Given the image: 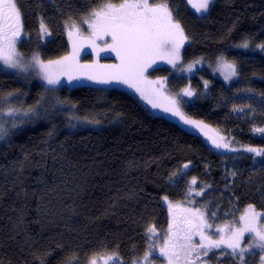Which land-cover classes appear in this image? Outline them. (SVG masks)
<instances>
[{"label":"trees","instance_id":"obj_1","mask_svg":"<svg viewBox=\"0 0 264 264\" xmlns=\"http://www.w3.org/2000/svg\"><path fill=\"white\" fill-rule=\"evenodd\" d=\"M169 1L189 38L184 62L226 57L238 63L233 84L212 79L208 92L184 110L240 147L221 151L155 114L132 92L87 79V70L70 82L62 76L53 93L34 71L0 67L6 130L0 139V264H86L103 254L133 264L149 251L150 226L155 236H168L170 226L196 210L213 225L236 224L249 208L264 220V156L246 150L264 148V135L255 131L264 126V0H215L204 16L185 0ZM105 2L18 0L20 50L26 59L70 56L68 24ZM41 19L51 36L41 38ZM75 44L81 65L120 63L113 52L97 55L86 42ZM246 93L262 104L249 102ZM239 106L254 111L242 115L234 110ZM9 108L35 112L9 117Z\"/></svg>","mask_w":264,"mask_h":264},{"label":"snow or ice","instance_id":"obj_2","mask_svg":"<svg viewBox=\"0 0 264 264\" xmlns=\"http://www.w3.org/2000/svg\"><path fill=\"white\" fill-rule=\"evenodd\" d=\"M196 12L205 13L209 5L214 0H186ZM23 13L19 7L18 0H0V63L8 69L17 70L16 74L29 73L34 71L46 85L50 86L46 91L55 92L57 86L61 84V77L66 76L68 81L79 79V72L87 70L86 78L94 80L101 84H110L113 82L122 83L133 88L140 97L146 100L153 108H161L172 116L177 117L185 125H189L208 135L206 126L202 121L194 120L181 109V101L175 97L164 96L166 104L162 105L158 99L161 93L159 88L163 87L160 81H150L146 78L145 72L152 67L158 59L166 60L167 63L176 67L180 60V48L189 39L179 23L174 18L173 11L167 2L157 3L155 0H123L119 5L110 2L102 3L98 10H92L88 18L82 22L88 25L90 29L87 37L78 36L77 39L86 42L100 52H113L120 60L116 65H81L77 57L79 50L74 42L73 53L70 56L62 57L59 60L45 61L38 53H34L30 60L26 59L17 51V43L20 42L23 32ZM75 24L71 28L75 29ZM77 32L79 30L77 29ZM39 33L41 38L51 36L47 25L41 19ZM69 37L72 31H69ZM110 37V42L106 39ZM97 40L105 41L104 44L98 45ZM247 48L248 45L244 44ZM264 50V44L259 45ZM200 61H194L187 65V71H192L195 64ZM107 69L105 72H95L94 68ZM181 71L185 69L181 67ZM219 71L224 74L225 80H231L237 75V67L234 62H227L221 58ZM205 81V87H207ZM158 86V87H154ZM184 97H192L195 93L190 88L181 90ZM9 93V96H12ZM187 103V101H184ZM57 103H61L57 101ZM242 111V109H234ZM35 112V109H28L20 113L19 109L9 108L7 115L9 117L28 116L29 113ZM4 115L0 112V118ZM255 131L264 134V128H257ZM6 130L0 124V139L4 138ZM213 145L217 148L228 147V144L221 143L224 137H208ZM248 152L255 153L257 156H264V148L257 149L249 147ZM235 151V149H233ZM187 169L188 165H183ZM191 184H196L193 178ZM192 189L189 188V192ZM198 192L197 195H202ZM167 201V197H164ZM251 207V206H250ZM197 222L190 223V230L185 235L180 236L171 233L164 238V244L159 248V255L167 260V264H178L184 260L185 264H204L203 257L208 256L209 252L214 249H222V255H229L234 258V264H245V255L255 256L257 253L254 249L259 250L260 264H264V224L260 223L258 217L261 214L252 212L240 217L241 226L224 232L223 229L217 228V233H224L218 239H212L205 233V229H211L212 224L204 219V214L196 210ZM212 215H215L214 213ZM149 234L155 235V226L147 229ZM193 233L198 235L200 240L196 243L193 239ZM245 233L249 234L252 241L247 247H242L241 242ZM151 238V237H150ZM153 246H149V251L144 255L142 260L149 264V256L153 252ZM230 250V251H229ZM115 264H122L116 257H112ZM90 264H96L93 258ZM133 264H139L134 261Z\"/></svg>","mask_w":264,"mask_h":264},{"label":"rangeland","instance_id":"obj_3","mask_svg":"<svg viewBox=\"0 0 264 264\" xmlns=\"http://www.w3.org/2000/svg\"><path fill=\"white\" fill-rule=\"evenodd\" d=\"M150 2H152V0H150ZM155 2H157V3L167 2L169 4L171 10L173 11V9L171 7V3H170L169 0H155ZM214 2H215V0H214ZM213 3H211L209 5V9L205 13H198V12H196V10L191 5H189V4L188 5L191 8V10L193 12H195L197 15L204 16V15L208 14V12H209L210 8L212 7ZM115 5H119V4H115ZM98 9L99 8H96L95 10H98ZM173 15H174V18L176 19L174 11H173ZM83 20L71 22L70 25L68 24V27L66 28V32H67V38H68L69 43H73V42L79 41V39H77L78 36H82V37H87L88 36L90 29L88 28L87 24H84L82 22ZM73 24H75V26H76L75 29L71 28V25H73ZM77 29L79 30V32H77ZM69 31H72V33H73L71 38L69 37V34H68ZM22 36H23V32H22L21 37ZM19 43L20 42H18L17 45H16L17 51L19 53H21L26 58L24 53L19 48ZM187 43H188V40L184 43L183 47ZM183 47L180 48V60L177 63L176 67H173L172 64L167 63L166 60L158 59L156 61V63L152 65V67L147 69V71L145 72V76L150 81H160V82L163 83V87L159 88V92L161 93V95L159 97H153L154 99H158V102L161 103L162 105H164V104H166V101L163 98L164 96L175 97L176 99L181 101L180 107L185 112L184 104H186V103L184 101H187V104L190 103V102H194V101L197 100V98L200 95H203L206 92H208L210 84L212 83V79H221L228 86H230L231 84H233L238 79L239 71H238V63L235 60L228 59L226 57H219L215 61H208V60H205L203 58L195 60V61H200V63L195 64L193 69H192V71H187V65L193 63L194 61L193 62H184V59H183ZM67 55H69V54H67ZM67 55H65L63 57H66ZM221 58H223V60L227 61V62H234L236 67H237V75L235 77H233L231 80H225L223 72L218 70ZM30 59L31 58H29L28 60H30ZM0 67H2L4 70H7V71H14V69L6 68L2 63H0ZM181 67H183L185 70L181 71L180 70ZM163 68H169L170 72L164 73L162 71ZM205 81L208 82L207 83V87L204 86L205 85ZM111 84L114 85V86H120V87L132 92L133 94L137 95L138 98L141 100V102L145 106H147L149 109H151V111H153L155 114L166 117L167 119L179 124L181 127H183L184 129H186V130H188V131H190L192 133L204 136L206 138H208L209 136L216 137V138H219L221 136L224 137V140L221 141V143L228 144V147L227 148H225V147L219 148L221 151H225V152L226 151H230L231 147H229V145H231V144L233 145V147H235V146L237 148L240 147V146L232 143L230 140H228L220 130H218L215 127H212L211 125H209V124H207V123H205L203 121L202 122L206 126V131L208 133L207 136L204 133L200 132L199 130L194 129L193 127H191L189 125L183 124V122L180 121L177 117L172 116L168 112H165L163 110V107H161V108H153L151 106V104H149L146 100L142 99L140 97V94L137 93L133 88H130L128 85L122 84V83H116V82H113ZM108 85H110V84H108ZM199 86H201V87H199ZM154 87H158V86H154ZM186 87L190 88L195 93V95L192 96V97H184V96H182L181 90L186 88ZM244 97L247 98L249 100V102H252L254 104H262L261 101H260V97H258L257 95H255L253 93H246V95H244ZM237 109H242V111L235 110L236 112H238V113H240L242 115H245L247 113L252 114L253 111H254V109H252V107H250V106L249 107H247V106H239V107H237ZM185 114H186V112H185ZM192 119H194V118H192ZM194 120H198V119H194ZM198 121H201V120H198ZM257 128H264V126H255V129H257ZM199 212L202 213V211H199ZM252 212L257 213L254 209L249 208V209H246L241 216H245L247 214H251ZM191 216H194V218L197 219L196 212L193 213V215H191ZM258 219L260 220L261 216H259ZM236 222H238V220H236L235 223ZM238 223H239L238 226L235 225L234 223H226V224H227L229 230H231V229H235V228H238V227L241 226L240 218H239V222ZM260 223L264 224L263 222H260ZM233 225H235L236 227L232 228ZM225 230L229 231L227 228H225ZM245 234H248V233H245ZM155 237L157 239H155ZM164 238H165V236H163V235H161L160 237L152 235V239H151L150 245L153 246L154 250H153L152 254L149 256V264H164L162 262V258L163 257L159 255V248H160V246H162L164 244ZM249 242H251V240L249 239V237H247V241H246V243L244 242L243 245L244 246H248L250 244ZM112 257H116V256L111 255V254H103V255H100L98 257H94V259L96 261V264H115V261L111 259ZM91 260H89L86 264H90ZM138 262H139V264H145V262L142 259H140ZM125 264H127V263H125Z\"/></svg>","mask_w":264,"mask_h":264},{"label":"flooded vegetation","instance_id":"obj_4","mask_svg":"<svg viewBox=\"0 0 264 264\" xmlns=\"http://www.w3.org/2000/svg\"><path fill=\"white\" fill-rule=\"evenodd\" d=\"M260 222H263L264 223V220L261 218L259 220ZM197 222V219L194 218V216H189V215H183L181 216V219L179 222H176L173 226V229L171 231V233H176L177 235H180V236H183L185 235V233H187L190 228H189V225L190 223H196ZM208 223L212 224L211 222H209L207 220ZM213 225V224H212ZM235 225H239V223H236ZM233 225L232 228H235L236 226ZM217 228H220V229H223L224 232H227L225 230V228H228L227 224H221V225H213V227L211 229H205V233L207 235H210L212 237V239H218L220 235H223L224 233H217L216 232V229ZM170 232H168V235L171 234ZM247 237H249V234H245L244 237H243V240L241 242V246L242 247H247V246H244L243 243L247 241ZM193 239L196 243H199V236L198 235H195L193 233ZM250 244L252 243L249 242ZM222 249H214L213 251L209 252L208 256L206 257H203V261H204V264H234V258L229 256V255H222ZM230 251V250H229ZM254 251L257 253V255L255 256H250L248 254L245 255V264H260V259H259V250L258 249H254ZM162 262L164 264H167V260L163 257L162 258ZM178 264H185V261L184 260H180L178 262ZM197 264H200L199 261H197Z\"/></svg>","mask_w":264,"mask_h":264}]
</instances>
